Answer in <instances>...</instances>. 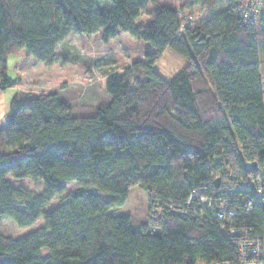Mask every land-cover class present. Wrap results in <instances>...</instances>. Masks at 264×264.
Returning a JSON list of instances; mask_svg holds the SVG:
<instances>
[{
    "label": "trees",
    "instance_id": "obj_1",
    "mask_svg": "<svg viewBox=\"0 0 264 264\" xmlns=\"http://www.w3.org/2000/svg\"><path fill=\"white\" fill-rule=\"evenodd\" d=\"M153 1L110 0L103 9V0H0V89L20 80L7 71L9 54L25 49L52 65L72 31L102 30L105 42L125 32L154 54L171 48L185 60L169 76L151 54L124 65L109 74V100L92 115L72 114L56 91L13 94L0 129V218L19 227L43 224L20 237L0 229V264L233 260L236 245L221 225L264 232V205L251 190L217 187V171L231 157L242 174L249 160L264 164V23H240L243 0H190L224 8L193 28L179 9L161 4L138 24ZM9 176L41 181L44 189L16 186ZM66 182L78 187L67 192ZM202 183L235 205L231 224L209 210L184 216L166 207ZM135 185L159 199L149 196L138 225L114 213ZM55 198L58 205L47 210ZM249 198L254 207L247 211Z\"/></svg>",
    "mask_w": 264,
    "mask_h": 264
},
{
    "label": "rangeland",
    "instance_id": "obj_2",
    "mask_svg": "<svg viewBox=\"0 0 264 264\" xmlns=\"http://www.w3.org/2000/svg\"><path fill=\"white\" fill-rule=\"evenodd\" d=\"M105 3V4H104ZM108 5H107V4ZM161 4L176 7L180 15L193 28L204 27L209 21L218 19L224 8L216 2L208 6H190V0H154L150 2L137 18L138 24H145L151 19V12ZM110 0H103L102 8H109ZM103 31L92 34L72 31L58 43L55 53L57 59L52 65L41 62L25 49H18L7 58V71L11 76H18L19 81L12 87L0 89V129L6 126L5 114L10 100L16 91L24 94H40L56 91L59 98L70 106V112L77 116L92 115L97 108L109 100L106 92V81L109 74L123 72V66L137 60H147L154 55L156 69L169 76L185 63L184 58L171 48L154 54V48L145 41L136 40L128 33L118 34L105 42ZM16 186H24L37 192L44 189L41 181L26 178L17 180L9 176ZM66 191L78 187L75 182L65 183ZM149 196L139 185L130 189L126 203L114 210L118 215H130L135 224L146 220L149 211ZM60 199L55 198L51 206L58 205ZM43 224L39 219L28 227H19L11 218H0V229L9 236L20 237Z\"/></svg>",
    "mask_w": 264,
    "mask_h": 264
},
{
    "label": "built area",
    "instance_id": "obj_3",
    "mask_svg": "<svg viewBox=\"0 0 264 264\" xmlns=\"http://www.w3.org/2000/svg\"><path fill=\"white\" fill-rule=\"evenodd\" d=\"M239 21L243 25L264 23V0H243L239 11ZM247 162H253V160ZM233 163L234 158L231 157L227 164H223L218 169L220 183L217 187L249 189L252 191V195L264 205V164L257 163L258 167L253 172L244 167L245 173L242 174L238 168L233 167ZM152 196L153 200L159 201L156 194L152 193ZM243 201L247 211L253 209L252 198ZM165 205L173 212L184 216L201 215L204 210H209L221 222L230 224L237 215L235 205L228 199H221L207 192L206 183L194 188L182 203L175 204L168 201ZM221 229L235 243L237 258L233 260H197L189 264H264V232L255 233L252 227L235 225L227 229L221 225Z\"/></svg>",
    "mask_w": 264,
    "mask_h": 264
},
{
    "label": "water",
    "instance_id": "obj_4",
    "mask_svg": "<svg viewBox=\"0 0 264 264\" xmlns=\"http://www.w3.org/2000/svg\"><path fill=\"white\" fill-rule=\"evenodd\" d=\"M257 167H258V164H257L256 161H253V162H246V163H245V168H246L248 171L253 172V171H255V170L257 169ZM214 183H215L216 185H218V183H219V179L217 178V179L214 181Z\"/></svg>",
    "mask_w": 264,
    "mask_h": 264
}]
</instances>
